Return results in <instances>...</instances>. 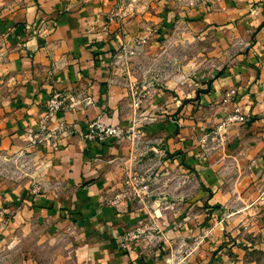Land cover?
Masks as SVG:
<instances>
[{
  "label": "crops",
  "instance_id": "obj_1",
  "mask_svg": "<svg viewBox=\"0 0 264 264\" xmlns=\"http://www.w3.org/2000/svg\"><path fill=\"white\" fill-rule=\"evenodd\" d=\"M121 1L0 0V156L24 146L23 132L35 128L52 89L86 88L91 98L84 110L56 115L72 134L26 148L32 177H0V208L10 213L0 262L167 264L162 242L117 247L124 230L145 220L140 203L101 201L121 186L127 142H85L76 133L95 118L126 126L134 114L126 84L137 78L150 94L140 111L155 116L140 130L162 139L157 184L170 188L147 199L158 204V229L177 246L202 237L186 264H264V0H212L188 13L174 0H140L122 12ZM147 33L126 74L114 55ZM191 44L202 47V66L212 72L203 86L194 85L198 63L179 71L173 55ZM228 88L234 93L222 102ZM235 105L246 120L230 126L220 149L198 156L199 135ZM32 181L45 189L31 193Z\"/></svg>",
  "mask_w": 264,
  "mask_h": 264
},
{
  "label": "built area",
  "instance_id": "obj_2",
  "mask_svg": "<svg viewBox=\"0 0 264 264\" xmlns=\"http://www.w3.org/2000/svg\"><path fill=\"white\" fill-rule=\"evenodd\" d=\"M211 1L174 0L176 8L183 13H188L196 6L206 5ZM147 37L148 33L132 39L130 43L124 42L114 55V65L121 67L123 65L122 69L128 74L131 59L141 53ZM145 87L144 82L138 81L137 78H132L126 84L129 107L134 110V114H132L126 126L106 125L95 118L88 120L84 127L76 133L85 142H103L106 139H111L113 142H127L129 145L128 155L124 160L125 170L121 186L104 194L101 201L108 205H115L123 201L138 202L146 209V218L124 230L118 238L117 247L120 250H126L130 244L138 241L145 242L146 248L151 249L162 242L167 246L164 255L167 264H186L187 258L196 252L202 237L196 238L188 245L185 243L179 246L174 245L164 232L158 229L155 222L153 209L158 204L152 205L153 201L147 200L152 195L165 192L164 187L170 188L163 184H157L160 181V175L157 174L156 169L164 154L159 147L162 139L145 138L140 130L142 125L155 121L154 115L140 111L141 106L150 95L144 90ZM233 93V88L226 89L223 93L222 102L229 101ZM90 104L91 98L86 88L52 89L37 116L35 128H26L23 132L24 146L10 155L0 156V177L9 181L32 177L31 173L35 164L34 156L26 148L43 145L53 146L61 137L72 134V128L65 121L55 120L56 115L58 113L78 112L84 110ZM245 120L246 115L241 107L233 106L216 124L199 135L198 156H205L220 149L227 141V131L230 126L235 123H242ZM154 145H158V147L155 148ZM169 174L167 173L165 179L178 178L179 184L189 180L174 175L168 177ZM41 189L45 188L40 181H32L31 193H36ZM9 216V212L5 211L4 208H0V232L5 228ZM222 216L223 219L227 218L230 213H224Z\"/></svg>",
  "mask_w": 264,
  "mask_h": 264
},
{
  "label": "rangeland",
  "instance_id": "obj_3",
  "mask_svg": "<svg viewBox=\"0 0 264 264\" xmlns=\"http://www.w3.org/2000/svg\"><path fill=\"white\" fill-rule=\"evenodd\" d=\"M140 2V0H122L120 2L121 4V11L123 12L124 10H130L133 11L134 9H136L138 7V3ZM166 41H170V38L168 37L166 39ZM200 41V40H197ZM169 44V43H167ZM172 52L170 50H168L166 52V57H164L165 59H170V57H172ZM204 52L202 50V47H200V45H188V46H179L177 50L173 51V55L177 56V59L179 61V71H185V68H182L181 66H184L185 63H187L188 60H191L193 63H198V64H194L195 65V72L196 74L194 75V78L196 81L194 82V85H200L203 86L206 83V80H208V78L211 77L212 72H210V74L207 73L208 67H203L202 66V61L204 59V55H202ZM209 59V58H207ZM211 59V58H210ZM212 61V62H211ZM210 62H208V64H211V69L216 68L217 64L213 62V60L211 59ZM197 65V67H196ZM215 66V67H213ZM183 69V70H182ZM161 72L160 69H158V75ZM163 73L166 74H170V69L167 68L166 70H163ZM205 74V75H204ZM204 75V76H203ZM205 79V80H204ZM145 91L148 92V89L144 88ZM149 98L146 99V101ZM1 154V153H0ZM20 241V239L18 240ZM10 260H5L4 262H2V258H1V262L0 264H9Z\"/></svg>",
  "mask_w": 264,
  "mask_h": 264
}]
</instances>
